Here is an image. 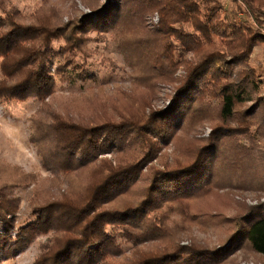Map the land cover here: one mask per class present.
Here are the masks:
<instances>
[{"label":"rangeland","instance_id":"obj_1","mask_svg":"<svg viewBox=\"0 0 264 264\" xmlns=\"http://www.w3.org/2000/svg\"><path fill=\"white\" fill-rule=\"evenodd\" d=\"M117 1L0 0V37L12 31L8 20L15 27H29L34 33L30 43H22L21 48L6 44L8 57H0V84L9 85L22 75L14 62L31 48L41 47V32L48 34L44 44L46 66L54 84L51 95L45 99H0V215L15 224L16 232L29 225L41 227V232L21 253L0 264H37L42 259L44 264H52L50 257L66 240L73 244L86 237L90 231L84 229L79 218L82 208L92 209L98 204V200L91 201L95 188L112 172H117L114 179L128 173L124 183L129 185L124 193L103 203L101 212H124L137 207L148 197L156 171L190 164L198 149L208 146L212 127L220 124L217 98L209 94L213 89L206 84L220 77L219 73L228 74L232 68L235 70L229 74L233 77L251 72L258 85L256 102L237 109L234 121H251L244 118L243 111L254 110L257 114L255 105L264 107V44H257L244 64L238 60L226 62L224 57L220 58L222 62L213 60V65L201 73L204 79L199 81L200 94L190 114L180 115L179 121L184 122L180 130L165 142L157 140L153 146L159 132L144 123L151 120L153 113L172 106L176 88L200 61L195 58V51L191 52L177 39V34L194 38V45L200 44L197 49L207 45L210 50L213 46L220 48L223 39L213 34L208 42L193 33L201 16L178 22L168 20L173 23L170 28L160 27V17L153 5L140 2L132 12L124 7L119 22L113 26L104 25L100 30L84 33L76 31L84 18L92 16L93 9H105ZM205 1L208 8L216 11L214 24L220 33L230 35L239 29L264 33V0ZM198 5L203 13L202 3ZM250 9L256 10V14ZM167 16L170 14L165 13ZM168 29L173 31L172 35ZM35 33L39 34L37 38ZM164 44L169 45L166 50ZM70 72L73 77L67 78L65 75ZM13 73L18 76L7 77ZM57 125L63 129L110 125L120 126L121 131L107 151L98 152L89 164L74 168L60 162L65 161L61 152L55 156L59 142L51 132ZM236 126H232L234 130ZM249 131L254 142L242 140L231 129L225 130L223 137L233 134L232 137L214 134L217 166L211 186L205 191L155 204L129 226L110 222L106 228L108 254L97 264H131L149 255L170 252L177 257L179 252L191 250L213 254L225 247L238 219L250 207L264 205V192L257 191H264V139L256 136V126ZM235 156L242 159L244 166L240 170L224 164ZM225 181L231 183V189L227 190ZM216 264L264 262L244 245Z\"/></svg>","mask_w":264,"mask_h":264},{"label":"trees","instance_id":"obj_2","mask_svg":"<svg viewBox=\"0 0 264 264\" xmlns=\"http://www.w3.org/2000/svg\"><path fill=\"white\" fill-rule=\"evenodd\" d=\"M164 1L118 0L106 6L105 9H93L91 11L93 13L92 16L84 18L76 26V31L81 33H84L85 30H100V27L104 25L113 26L114 23L117 24L119 22L121 10L124 7L130 8L132 12L134 7H136V3L140 2V5H153V9L160 17V27L166 25L167 28H170L169 25H173L170 22L183 21L192 16H201L197 20L198 23L193 33L205 38L208 42H210L211 35L213 34L223 39L222 44L218 45L220 48L213 46V49L210 50V46L207 45L205 48L201 46L200 49H197L200 44L194 45V38L188 37L186 39L183 35L177 34V37H179L177 39L182 41L191 52L195 51V58H199L200 61L192 69L188 67L190 70L187 72L184 82L175 90L172 106L168 110L153 113L151 120L144 123V125L159 132L155 141L151 143L153 146L157 145V140L165 142L175 132L180 130L184 123L183 121H179L180 115L181 113L190 114L191 108L196 102L195 98L200 94L197 92L199 81L204 79L201 77V73L213 65V60L222 62L223 60L220 58L224 57L225 59L227 58L226 62L230 60L236 62L238 60L240 64H244L251 55L252 48L257 44H264L263 32L253 33L251 29H244L243 31L239 29L238 33H229L230 35L220 33L219 27L214 24L216 11L208 8V3L205 0H169V3L172 4H165ZM200 2L203 5V13L199 10L198 4ZM245 2L248 3L249 1L245 0ZM250 12L254 15L257 11L250 9ZM165 13H169L170 16L165 17ZM8 22L12 31L0 37V57L3 58L8 57V51L5 48L6 44L12 45V48H21L22 43H30V39L33 38L32 34H34L29 27L17 28L9 20ZM0 25H3L2 21H0ZM58 30L61 32V28ZM37 32L39 33V31ZM172 32L168 29L169 35H172ZM38 33H35V38L39 36ZM164 34V32H161V37H164ZM38 38H40L41 47L38 49L31 48L14 62L17 66H15L16 71L21 72L22 75L9 85L0 84V99L4 101L13 99L23 101L30 97L45 99L51 95L54 84L49 69L46 66L44 46L45 38H48V34L46 35L44 32H41V37ZM167 47L169 45L164 44L163 48L165 50ZM234 70V68L229 69L228 74L219 73L220 77L211 79V82L206 83L207 85H211L213 89L209 94L214 95L215 99L217 98L218 119L220 123L215 128L212 127L208 146H202L198 149L194 160L190 164L176 167L173 170L156 171L148 197L142 200L137 207L126 209L124 212H101V205L103 203H106L114 196L124 193L126 187L129 185L125 184L126 182L124 183L126 177L129 176L127 172H124L127 175L117 179H114L117 176L116 171L110 174L113 175L112 177L107 175L103 179V182L95 188L91 198V201L94 202L98 200V204L91 206L92 209L85 206V208H82L84 210L83 215L79 216L80 220L84 223V229L90 231L89 234L86 237H81L80 241L73 244H69L71 240H66L61 249L50 257L52 264H62L59 263L60 261H63V264H97L107 257L108 250L105 246L109 242V237L107 236L106 228L111 223L115 224L117 222L123 226L132 225L133 222H138L144 217L147 209L155 204H165V202L176 199L188 198L199 190L205 191L209 188L212 183V175L215 176L214 169L217 166L216 160L218 156L214 145V141H216L214 134L216 132L217 135L223 137V132L231 129V132H238L237 134H239L242 140L250 139L254 142L255 137L250 135L249 129L252 126H256L258 130L255 133L256 136L264 139V107L254 103L257 104L255 105V108L258 110L257 114L253 112L254 110H245L242 113V115L246 116L244 118H250L251 121H234L237 117V109L245 104L256 102L254 98L258 91V85L253 73L246 72L233 77L229 72H233ZM16 76L18 75L13 73L7 77L14 78ZM65 76L72 78L73 74L70 72ZM223 79L225 80L224 83L222 82ZM233 125H237L235 127L237 130L233 129ZM118 131H121L120 126L66 127L63 129L57 125L54 131L51 132L54 140L59 142L58 151H56L55 156L57 157L61 152L62 156L65 157V161H60L61 163L63 162L74 168L85 166L92 162L90 159L94 158L98 152L109 149V143L116 138V134L120 135V133H117ZM126 136H129V134ZM229 136L232 137L233 134L226 135L223 138ZM146 145L149 146V144ZM148 149H151V146ZM148 157L151 158V155ZM241 160L235 156L234 159L226 161L224 164L228 168L240 170L244 166ZM119 184L122 185L121 188ZM225 184L227 190L232 188L229 181H225ZM257 191L264 192L261 189H257ZM43 224L40 221V225L42 226ZM0 227V263L21 253L28 243L35 238L37 233L41 232V227H33L31 225L19 228L16 232L15 224L5 215H0ZM13 234H15L14 237L12 236ZM144 236H146L145 230ZM225 242V247L218 248L213 254L206 252L199 254V250H191L185 254L179 252L178 256L175 257L174 253L169 252L160 256L149 255L131 264H216L225 258V255L240 250L244 245H248L250 250L260 256L264 262V205L257 204L250 207L238 219L235 229ZM41 262V264H44L43 259Z\"/></svg>","mask_w":264,"mask_h":264}]
</instances>
